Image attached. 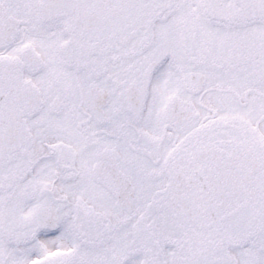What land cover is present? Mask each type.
<instances>
[{"label": "snow or ice", "instance_id": "snow-or-ice-1", "mask_svg": "<svg viewBox=\"0 0 264 264\" xmlns=\"http://www.w3.org/2000/svg\"><path fill=\"white\" fill-rule=\"evenodd\" d=\"M0 264H264V0H0Z\"/></svg>", "mask_w": 264, "mask_h": 264}]
</instances>
